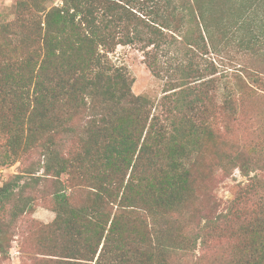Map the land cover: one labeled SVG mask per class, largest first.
<instances>
[{"label":"trees","instance_id":"obj_1","mask_svg":"<svg viewBox=\"0 0 264 264\" xmlns=\"http://www.w3.org/2000/svg\"><path fill=\"white\" fill-rule=\"evenodd\" d=\"M224 2L63 0L62 6L38 10L19 3L18 10L32 21L22 31L30 47L15 63L0 56V139L9 140L1 148V165L64 125L61 111L78 109L86 97L97 109L81 137L84 146L73 156L60 155L66 141L46 138L42 145L45 168L57 179V218L48 229L62 239L56 254L48 255L57 259L43 264H167L171 250L197 248L198 235L176 238L171 228L155 229L153 235L135 229L132 212L146 214L155 227L163 225L189 192V155L206 134H214L204 120L205 104L221 81L211 56H227L235 46L264 50V0H244L229 14ZM2 32L13 35L9 26ZM119 46H141L154 76L167 80L162 100L132 93L128 74L110 58ZM238 97L228 95L221 106L225 114H238ZM3 114L13 115L15 128ZM88 167L96 175L90 176L95 194L90 206L77 207L63 177ZM20 179L0 188V223L10 201L13 222L32 205L31 199L16 202ZM251 194L249 186L245 196ZM236 209L234 202L220 219L231 222ZM241 230L253 244L237 264H264V219ZM5 235L0 226L1 255L8 253Z\"/></svg>","mask_w":264,"mask_h":264},{"label":"rangeland","instance_id":"obj_2","mask_svg":"<svg viewBox=\"0 0 264 264\" xmlns=\"http://www.w3.org/2000/svg\"><path fill=\"white\" fill-rule=\"evenodd\" d=\"M243 1L225 0L223 7L229 14ZM20 2H27L35 10L63 5V0H0V56L5 57L7 64L20 60L30 47L27 34L22 31L25 22L31 24L32 21L30 16L18 10ZM8 26L13 34L10 37L2 34V28ZM227 54L228 57L211 56L219 68L217 77L221 81L216 93L213 92L211 100L205 104L204 120L208 119L214 134H206L199 147L189 155L192 176L189 192L182 203L174 207V213L162 220L164 224L172 225L159 223L155 227L154 221H147L146 214L132 212L134 228L145 234L153 235L155 229L171 228L177 232L176 238L201 237L194 251H190L188 245L186 251L171 250L167 264H237L243 252H249L253 244L250 236L241 229L264 219V50L246 51L235 46L230 47ZM110 58L128 74L136 97L159 102L165 96L167 80L162 82L154 76L141 46H119ZM222 74L226 79L222 80ZM173 80L177 78L174 76ZM229 94L236 100L238 94V100L241 98L238 114H225L221 108ZM66 101V98L60 100L59 105ZM61 112H66L64 125L60 124L53 133L48 131L42 141L31 143L29 148H20L12 154L9 150L12 160L8 165H1L3 159H0V188L20 176L16 202L32 200L28 211L14 222L11 218L15 206L13 200L1 214L0 226L6 233L8 253L0 254V264H43L47 259H57L48 256L55 255L62 242L58 231L48 229L57 218L53 202L57 179L53 176L54 171L49 173L45 168L42 145L46 138H52L55 144L66 141L60 155L64 158L73 156L84 146L81 137L96 120L97 109L91 106V98L86 97L78 109ZM6 116L9 117L7 124L15 128L13 115ZM26 123L27 120H23L20 129L25 128ZM8 141L6 136L0 139V153ZM235 160L238 161L233 162ZM73 172L63 177L73 204L90 206L92 193L93 197L95 194L90 176L96 175L91 167L84 173L79 169ZM249 186L253 187L254 194L246 197ZM234 202L235 217L223 224L220 218ZM214 222L220 223L215 226L212 225ZM175 246L179 248V240Z\"/></svg>","mask_w":264,"mask_h":264}]
</instances>
